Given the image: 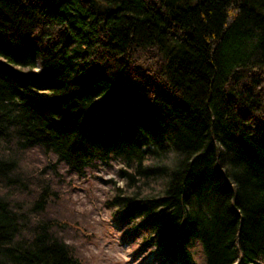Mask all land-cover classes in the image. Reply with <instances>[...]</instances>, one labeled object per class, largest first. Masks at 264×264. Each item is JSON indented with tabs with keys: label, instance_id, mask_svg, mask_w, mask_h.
I'll list each match as a JSON object with an SVG mask.
<instances>
[{
	"label": "trees",
	"instance_id": "trees-1",
	"mask_svg": "<svg viewBox=\"0 0 264 264\" xmlns=\"http://www.w3.org/2000/svg\"><path fill=\"white\" fill-rule=\"evenodd\" d=\"M100 167L138 254L264 264V0H0V264H86Z\"/></svg>",
	"mask_w": 264,
	"mask_h": 264
},
{
	"label": "rangeland",
	"instance_id": "rangeland-1",
	"mask_svg": "<svg viewBox=\"0 0 264 264\" xmlns=\"http://www.w3.org/2000/svg\"><path fill=\"white\" fill-rule=\"evenodd\" d=\"M100 168L91 171L93 177L87 176L86 173L81 174L79 181L69 188L72 191L70 193L80 200V210L85 212L90 220L99 218L100 221L106 222L109 226L107 237L104 240H95V242V232L82 231V239L86 243L84 248H82L86 264H155L157 261L160 262L163 257L157 260L154 255H150L147 258L146 252L138 254L130 243L121 240L120 233L111 226L110 217L112 216L109 213L111 209L105 202L107 199L105 197L108 196L112 199L113 191L123 195L125 193V184L120 178L118 180L116 172L112 168L106 167L108 169L104 171L107 172H101L103 169ZM96 170H98V173H96L98 176L93 173ZM96 176L102 178L100 179ZM112 178L118 180L117 186L113 187V184H107L109 183L107 180ZM118 188L120 189L117 190ZM167 260L168 258L163 260V262L165 264H174L173 260H168V263L166 262Z\"/></svg>",
	"mask_w": 264,
	"mask_h": 264
}]
</instances>
